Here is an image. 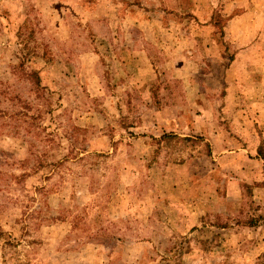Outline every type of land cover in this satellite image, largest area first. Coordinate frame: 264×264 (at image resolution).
I'll return each mask as SVG.
<instances>
[{
	"label": "rangeland",
	"instance_id": "obj_1",
	"mask_svg": "<svg viewBox=\"0 0 264 264\" xmlns=\"http://www.w3.org/2000/svg\"><path fill=\"white\" fill-rule=\"evenodd\" d=\"M257 151L264 0H0V264H264Z\"/></svg>",
	"mask_w": 264,
	"mask_h": 264
},
{
	"label": "crops",
	"instance_id": "obj_2",
	"mask_svg": "<svg viewBox=\"0 0 264 264\" xmlns=\"http://www.w3.org/2000/svg\"><path fill=\"white\" fill-rule=\"evenodd\" d=\"M255 156H254V158H257V156H259V154H258V151H257V153L255 152ZM260 157V156H259ZM260 159V160H259ZM257 158V159H254L255 161H256V163H258V165L257 164H254V163H252V161H250L252 164L251 165H256V166H258V168L261 166L262 167V163H263V159L260 157V158Z\"/></svg>",
	"mask_w": 264,
	"mask_h": 264
},
{
	"label": "trees",
	"instance_id": "obj_3",
	"mask_svg": "<svg viewBox=\"0 0 264 264\" xmlns=\"http://www.w3.org/2000/svg\"><path fill=\"white\" fill-rule=\"evenodd\" d=\"M261 153V152H260ZM259 154V153H258ZM259 156L262 158V159H264V156H262L261 154H259Z\"/></svg>",
	"mask_w": 264,
	"mask_h": 264
}]
</instances>
